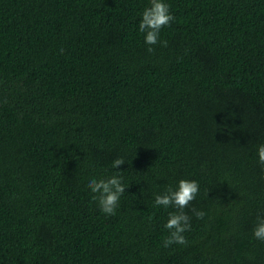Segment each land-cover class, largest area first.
Masks as SVG:
<instances>
[{
    "label": "trees",
    "instance_id": "1",
    "mask_svg": "<svg viewBox=\"0 0 264 264\" xmlns=\"http://www.w3.org/2000/svg\"><path fill=\"white\" fill-rule=\"evenodd\" d=\"M164 2L150 53V0H0V264H264V0ZM114 175L106 215L88 183Z\"/></svg>",
    "mask_w": 264,
    "mask_h": 264
},
{
    "label": "clouds",
    "instance_id": "2",
    "mask_svg": "<svg viewBox=\"0 0 264 264\" xmlns=\"http://www.w3.org/2000/svg\"><path fill=\"white\" fill-rule=\"evenodd\" d=\"M175 17L170 13V7L164 0H150V6L142 13L139 24V31L145 33V43L149 45L147 51L153 52L152 45L162 43L167 46V41H160L159 34L163 27L169 26ZM259 163L264 165V144L258 146ZM125 163L123 158H116L112 162L113 168H120ZM88 188L95 195L94 201L98 203L101 211L106 215H115L121 195L126 188L122 183V177L112 176L107 179L92 178L89 180ZM199 192V184L194 180L181 179L176 189L168 188L163 194L155 196V204L164 207H174L175 212H170L165 228L169 230V236L163 241L164 247L172 244L186 245L187 239L183 235L191 229V217L184 211L196 198ZM198 219H203L205 213L192 209ZM253 235L256 239L264 241V216H258L253 228Z\"/></svg>",
    "mask_w": 264,
    "mask_h": 264
}]
</instances>
